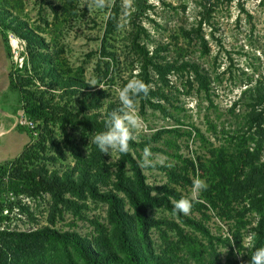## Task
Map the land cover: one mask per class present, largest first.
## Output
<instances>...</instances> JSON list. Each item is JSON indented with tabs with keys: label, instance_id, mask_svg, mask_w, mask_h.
I'll list each match as a JSON object with an SVG mask.
<instances>
[{
	"label": "rangeland",
	"instance_id": "obj_1",
	"mask_svg": "<svg viewBox=\"0 0 264 264\" xmlns=\"http://www.w3.org/2000/svg\"><path fill=\"white\" fill-rule=\"evenodd\" d=\"M260 1L234 0L213 7L201 0H132V6L124 9L121 0H114L107 9L89 10L86 0H20L19 17L49 46L52 79L47 80V85L57 115L46 148H38L41 120L26 116L18 91L9 89L8 73L13 63L21 64L24 43L8 34L7 47L0 35V166L17 160L28 150L31 158L21 163L18 174L28 180L36 176V182L41 179L46 184L33 188V184L22 183L14 194L10 193L0 230L30 232L48 227L75 232L99 251L117 250L112 241H106L111 239L112 226L105 204L79 200L78 211L73 215L72 211L60 208L57 198L67 190L66 178L77 180L85 174L100 181L99 189L112 188L118 153H101L95 144L89 143L94 132L79 129L78 121L84 116L104 120L119 107L117 90L130 79L138 78L150 90L147 96L135 98L141 125L134 132L133 141L140 146L134 158L140 156L142 160L148 147L165 161L157 165L160 169H143L146 183L174 188L192 200L201 198L203 202L204 196L207 209L203 213L191 210L188 215L200 220L213 236L231 241L232 249L221 243L216 246L222 264H247L255 240L249 239V233L257 236L262 213L246 201L231 204L227 216L221 217L223 204L218 202L217 195L208 187L193 195L192 184L196 178L209 184L199 166V162L209 158V153L196 129L214 147H227L226 140L246 129L248 104L256 91L264 94V6ZM114 5L118 6L125 26L106 35L107 18ZM201 21L198 36L203 37L206 49L193 35ZM136 25L145 30L142 38L150 53L160 45L158 60L162 63L180 67L185 61L196 62L203 70L206 88L188 69L173 70L164 77L156 76L149 67H145V72L140 57L133 54L129 36ZM188 31L191 35L186 36ZM36 82L38 85L39 80ZM93 82L97 85L92 86ZM258 108L262 110L264 106ZM213 126L215 135L209 131ZM260 130L264 133V124ZM261 160L264 161V136ZM12 166L8 164L7 175L13 171ZM168 171L185 175L188 183H168ZM208 199L214 201L216 208L207 204ZM125 210L132 213L127 203ZM150 214L177 222L162 208L150 209ZM182 228L196 239L195 250L205 255L206 241L189 228ZM167 234L174 238L173 232ZM151 237L156 248L160 246L159 231L152 229ZM8 253L17 264L25 256L35 264H53L48 258L55 250L48 242L22 241L11 245Z\"/></svg>",
	"mask_w": 264,
	"mask_h": 264
},
{
	"label": "trees",
	"instance_id": "obj_2",
	"mask_svg": "<svg viewBox=\"0 0 264 264\" xmlns=\"http://www.w3.org/2000/svg\"><path fill=\"white\" fill-rule=\"evenodd\" d=\"M201 1L203 4L214 7L223 3L231 4L234 0ZM260 4L264 6V0H261ZM21 11L20 0H0V35L3 42L9 47L8 34H12L24 43L20 54L23 55L21 64L13 63L8 73L9 89L18 91L21 109L26 116L41 120L38 125L40 133L37 138L39 139L37 147L45 149V142L52 133L57 115L55 103H52L53 97H49L51 94H49L50 90L47 85V80L52 79L49 46L45 38L19 17ZM117 20H120V12L118 6L114 5L107 18L106 35L114 33ZM201 24L202 21L196 29H193V35L198 36ZM142 34H145V30L136 25L130 31L129 36L132 39L133 54L140 57L144 70L145 67H149L156 76L164 77L173 70L188 69L201 87L206 88L203 70L196 62L185 61L180 67H175L169 62L162 63L158 60L159 53L162 51L160 45L153 53H150L146 42H143ZM185 35L189 36L191 32L188 31ZM198 38L206 49L203 37L198 36ZM37 80H39L38 85ZM150 94L155 95L152 92ZM261 106H264V94L256 91L254 98L248 104L250 111L246 116V129L226 140L227 147L223 145L214 147L213 143L203 139V134L196 129L199 138L206 143L204 149L209 153V158L205 162H199L200 170L209 183L207 187L217 195L218 202L223 204L221 217L226 215L231 204L246 201L262 213V222L257 228V236L248 256L249 260L255 248L264 246V161L261 160L264 133L259 132L264 124V109L258 108ZM78 128L89 132L103 131L104 120L84 116L78 121ZM209 131L213 135L216 134L214 126L209 128ZM50 140V143H55L52 137ZM139 147L138 143L131 141L128 153H118L114 182L110 190L99 189L100 181L91 179L88 174H85L77 180L66 178L64 184L67 190L57 198V203L61 204L60 208L72 211L73 215H76L78 211L79 200L90 199L92 202L105 204L107 218L112 226L111 239L106 241H112L117 248L116 251L111 249L99 251L92 242L75 232H61L48 227L30 232L0 230V264H17L11 261L13 257L9 256L8 251L11 245L22 241L29 244L43 242L51 244L55 254H51L48 260L53 264H79L75 258L82 264H199L200 262L202 264H222L216 246L221 243L232 249L231 241L227 238L222 240L210 234L200 220L174 212L175 202L172 200L176 201L187 196L168 186L153 187L146 183L143 169L148 168L141 166L140 156H137V159L134 158ZM30 158L31 154L26 150L17 160L5 162L0 166V221L5 219L3 210L8 195L14 194L22 183L33 184V188L46 185L41 179L36 182V176L28 180L18 174L21 163ZM9 163L13 165V171L7 175ZM167 179L168 183L174 182L178 186H185L188 183L185 175L171 171H168ZM153 191H155L154 194H152ZM65 193L69 195L67 198L64 197ZM202 198L203 202L201 198L193 200L191 210L203 213L207 209L204 196ZM126 203L132 213L125 210ZM207 204L216 208L212 200L208 199ZM153 208L168 211L177 222L153 217L150 214V209ZM58 212L61 215L60 210ZM182 226L198 233L206 241L205 255L195 250L196 239L185 233ZM152 229L158 230L160 234L161 244L157 248L151 237ZM168 232L174 233L173 239L168 236ZM58 250L61 253L58 254ZM21 261L18 264H35L30 262L27 256L22 257Z\"/></svg>",
	"mask_w": 264,
	"mask_h": 264
},
{
	"label": "clouds",
	"instance_id": "obj_3",
	"mask_svg": "<svg viewBox=\"0 0 264 264\" xmlns=\"http://www.w3.org/2000/svg\"><path fill=\"white\" fill-rule=\"evenodd\" d=\"M114 0H86V7L89 10L107 9ZM122 8L128 9L132 6V0H121ZM125 26L123 19L117 20L116 27L121 29ZM92 86L97 84L93 82ZM101 89L103 86L99 85ZM105 90V89H104ZM149 86L141 79H130L122 88H119V107L108 113L104 119V130L94 132L89 139V143L95 144L101 153L111 155V153L126 154L129 151L130 142L135 139L134 132L141 125V118L135 111V98L143 94L147 96ZM162 157L156 156L151 149L145 147L141 166L153 168L164 164ZM207 187L206 183L196 178L193 180V195L198 194ZM193 207V200L188 197H181L173 205L174 212L188 215ZM249 239H255V233H249ZM247 264H264V246L255 248L250 255Z\"/></svg>",
	"mask_w": 264,
	"mask_h": 264
}]
</instances>
